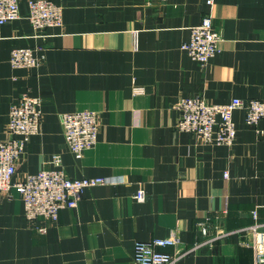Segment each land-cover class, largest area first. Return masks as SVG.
I'll return each mask as SVG.
<instances>
[{"label": "crops", "instance_id": "1", "mask_svg": "<svg viewBox=\"0 0 264 264\" xmlns=\"http://www.w3.org/2000/svg\"><path fill=\"white\" fill-rule=\"evenodd\" d=\"M29 1L19 0L21 17L0 27V143L22 94L43 101L41 132L16 179L51 168L61 154L69 177L113 183L87 188L57 221L28 220L22 195L0 192V264H136V242L173 232L187 247L203 239L202 226L213 234L257 223L264 232V119L250 126L236 111L231 146L177 129L185 97L264 101V0H50L64 23L43 32L28 18ZM207 15L223 40L202 65L182 46ZM17 48L35 49L41 66L13 68ZM85 110L99 113L98 141L78 158L60 115ZM253 238L233 236L177 264H256L242 244Z\"/></svg>", "mask_w": 264, "mask_h": 264}, {"label": "built area", "instance_id": "2", "mask_svg": "<svg viewBox=\"0 0 264 264\" xmlns=\"http://www.w3.org/2000/svg\"><path fill=\"white\" fill-rule=\"evenodd\" d=\"M28 5V18L38 32L63 26L61 6L50 0H30ZM20 17L19 0H0V27ZM222 40L221 32L214 28L213 17L207 15L198 26L191 28V38L183 44L182 49L193 60L205 65L220 52ZM10 62L13 68L29 69L40 67L42 59L38 57L35 49L17 48L12 51ZM144 91L142 87L134 89L135 94H143ZM42 107L43 101L39 97L27 93L22 94L20 100L11 107L6 138L0 143V192L17 190L23 197L25 216L28 220L45 218L57 221L62 210L77 208L87 188L111 184L113 181L104 177H69L64 169L61 154H54L50 161L51 168L29 174L21 180L16 179L18 163L27 143L41 132ZM177 108L180 112L177 124L179 131L192 133L201 142L218 145L234 144L237 129L233 115L236 111L245 112L246 123L250 126H257L264 119V101L257 99L234 98L225 104H213L201 96H190L182 98ZM60 120L68 149L78 158L97 144L99 113L91 110L63 113ZM145 197L143 189L135 195L138 202H143ZM252 215L257 220L258 210H254ZM259 227L261 226L257 223L234 230L217 227L216 232L212 234L207 226H202L203 239L189 247L184 246L177 232L167 238L138 241L135 244L134 262L177 264L187 255L196 254L206 247L213 249L218 242L246 233L253 234V241H243L242 244L253 248L256 264H264V232L258 231ZM168 248H174L175 252H169Z\"/></svg>", "mask_w": 264, "mask_h": 264}]
</instances>
